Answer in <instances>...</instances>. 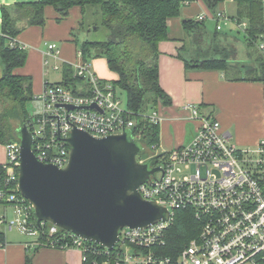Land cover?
I'll use <instances>...</instances> for the list:
<instances>
[{"label":"built area","instance_id":"2783aa9c","mask_svg":"<svg viewBox=\"0 0 264 264\" xmlns=\"http://www.w3.org/2000/svg\"><path fill=\"white\" fill-rule=\"evenodd\" d=\"M207 17L201 14L199 20ZM212 17L219 30L223 20L237 23L222 11ZM238 26L244 29L247 22ZM48 54L57 56L56 43L49 45ZM79 57L74 76L84 79L79 87L83 92L77 94L63 83L47 82L36 96L40 108L27 126L34 138L33 151L41 162L60 167L68 163V137L75 127L99 137L127 129L135 139L142 137V132L134 129L137 121L133 112L123 106L114 84L102 79L82 59L81 51ZM185 108L190 111L188 119L196 124L191 140L163 152L138 155V161L144 163L161 154L156 165L161 169L142 183L139 191L145 199L164 206L167 217L145 228H122L114 247H118L115 264H264V137L254 147H240L215 116L203 113L193 103ZM145 117L155 123L162 120L158 110ZM6 149L7 161L0 164V224L39 238L47 233L48 240L41 244L75 246L84 253L88 240L49 222H38L33 205L19 190L20 142H10ZM10 208L15 218L9 217ZM179 209L193 211L198 223L196 234L176 253H164Z\"/></svg>","mask_w":264,"mask_h":264},{"label":"trees","instance_id":"16d2710c","mask_svg":"<svg viewBox=\"0 0 264 264\" xmlns=\"http://www.w3.org/2000/svg\"><path fill=\"white\" fill-rule=\"evenodd\" d=\"M193 0H36L1 7L3 32L0 36V59L3 73L0 77V142L8 144L20 141L17 130L28 125L33 117L28 104L36 99L30 75L16 73L27 62L28 51L16 40L28 26H44L47 22L45 9L53 6L60 18H66L70 9L80 6L83 10L81 29L89 32H105L103 39H87L79 45L84 61L104 57L118 78L111 81L116 88L126 93L127 107L137 121L135 131H141L139 140L146 155L160 143V124L145 117L150 111H160L162 106L173 103L172 97L160 82V43L169 39V20L180 16L182 6ZM207 9L216 15L219 5L226 0H202ZM237 13L232 17L238 24L247 22L243 37L248 55L253 63H235L237 48L222 43L221 30L210 34L205 20L186 19L184 30L192 38L195 47L189 49L185 41L181 50L192 55L180 57L187 69L217 70L235 80H264V0H234ZM93 22L87 26L88 13ZM78 45V38L75 39ZM258 51L257 55L253 51ZM254 58V59H253ZM234 62H233V61ZM64 81L60 82L81 93L83 78L74 76L71 66H64ZM2 167V165H0ZM34 221H36L33 212ZM1 225V224H0ZM197 220L190 209H179L169 229L168 245L164 253L176 251L196 234ZM49 226V224H47ZM55 238V237H54ZM5 234L0 230V241ZM41 241L48 240L42 234ZM168 249V250H167ZM118 247L107 249L94 241H87L84 249V264H115ZM31 259L27 257V264Z\"/></svg>","mask_w":264,"mask_h":264},{"label":"crops","instance_id":"0c3cea01","mask_svg":"<svg viewBox=\"0 0 264 264\" xmlns=\"http://www.w3.org/2000/svg\"><path fill=\"white\" fill-rule=\"evenodd\" d=\"M30 1L36 0H0V36L3 32L1 7ZM193 1H197L199 6L197 15L183 14L181 9L180 16L169 20V39L160 43V82L172 97L173 103L162 106L160 110L162 120L159 123V144L163 145L164 149H172L191 140L196 124L188 119L190 111L185 106L193 103L198 105L203 113L215 116L221 122L222 130L231 134L233 143L254 147L264 137V80H235L217 70L186 68L180 54L189 57L192 53L181 50L187 35L183 22L191 18L199 19L202 7L207 9L202 0ZM193 1L186 5L190 6ZM227 2L234 4V12L229 15L232 18L237 13L234 0H226L219 8L220 11H226ZM45 14L47 22L44 26H28L16 38L17 42L27 49L28 57L26 64L15 72L32 77L35 96L43 92L47 82L64 81L65 65L74 70V64L80 60V50L75 39L78 38V32L85 31L81 29L83 10L80 6L72 7L66 18H60L53 6H47ZM234 24L236 25L235 22ZM235 28L241 29L237 25ZM180 31L183 34H178ZM209 33L212 34L210 31ZM221 35L225 45H228L227 38L236 37L226 32ZM52 43L57 44V56L48 54L49 45ZM89 63L102 79L114 81L118 78V74L109 68L104 57L94 58ZM56 70L61 71L59 79L52 78ZM2 73L0 59V77ZM32 102L37 106L34 112L39 111L40 101L35 99ZM6 161V144L0 142V164ZM2 231L5 239L4 242L0 241V264H27V257L31 259L30 264H84V253L78 247L43 245L36 235L8 230L5 227Z\"/></svg>","mask_w":264,"mask_h":264},{"label":"water","instance_id":"95a60500","mask_svg":"<svg viewBox=\"0 0 264 264\" xmlns=\"http://www.w3.org/2000/svg\"><path fill=\"white\" fill-rule=\"evenodd\" d=\"M16 136L20 140L19 190L33 205L38 222L113 249L122 228H145L167 217L164 206L145 199L139 191L161 169L151 166L161 154L139 162L145 147L131 130L99 137L73 128L64 167L37 159L26 124Z\"/></svg>","mask_w":264,"mask_h":264},{"label":"rangeland","instance_id":"374dc122","mask_svg":"<svg viewBox=\"0 0 264 264\" xmlns=\"http://www.w3.org/2000/svg\"><path fill=\"white\" fill-rule=\"evenodd\" d=\"M197 5H198L197 1H193V3L190 6L184 4L182 6V13L183 14L186 13L187 15L191 14L192 16H196L197 13H198V10H199V6H197ZM218 10L220 11V8H218ZM225 10L226 11H222V12H224V14H226L229 17V15L234 12V4L231 3V2H227ZM202 14H207L208 15V17L205 19V23H206L207 29L211 33H213L216 30V26H217L216 19H214L212 17L213 14L208 9H204L203 7H202ZM93 20L94 19L92 17V14H91V12H89L88 13V18H87V26H89L93 22ZM221 24H222V27H223L222 30L220 31L221 33H225L226 32V33H229V34H233L234 36L237 37V38L234 37V39L233 38H227V40H226L228 45L235 46L237 48V50H238L237 56H236V58L234 60L235 63H239V64L240 63H243V64H245V63H253L254 65H256L254 60H252L251 57L248 55V50L246 48V43L244 41L243 33L242 32H238L239 30L242 31L243 28H241L242 30L241 29L238 30V28H235L236 25L238 26V23H236V25H235L232 20H229V21L223 20ZM178 34H183V32L180 31V32H178ZM103 38H105V32H104L103 29H101V31H97V32L96 31L89 32V30L85 29V31L78 32V46L83 41H85L87 39H103ZM221 41L223 42V40H221ZM233 41H235V42H233ZM186 42L188 44V48L189 49L195 47V44H193L192 38L190 37V35H186ZM253 51L255 52V55H257L258 51L256 49H254ZM60 77H61V71H57L56 70V72L53 73V77L52 78L53 79H59ZM117 92H118V94L120 95V97L122 99L123 106L126 107L127 106L126 93L123 90H121L120 88H117ZM28 107H29V110H30L31 113H33L34 111L37 110V106L32 101L28 104ZM237 145L240 146V147H244V146L239 145V144H237ZM164 150H170V149H164L163 145L161 146L160 144H159L158 147H156V149H154V151H156V152H163ZM148 155H151V154L147 153L146 156H148ZM1 209H3V205H1ZM9 217L10 218H15L16 217V214L13 212L12 208H10ZM3 228L4 227L2 225H0V230H2Z\"/></svg>","mask_w":264,"mask_h":264},{"label":"flooded vegetation","instance_id":"af4514ba","mask_svg":"<svg viewBox=\"0 0 264 264\" xmlns=\"http://www.w3.org/2000/svg\"><path fill=\"white\" fill-rule=\"evenodd\" d=\"M156 165H158V161H157V160H156V161H155V160L152 161L151 166H152V167H155Z\"/></svg>","mask_w":264,"mask_h":264}]
</instances>
